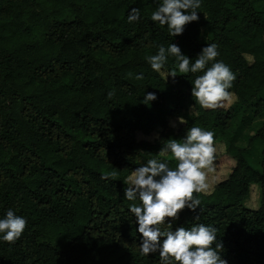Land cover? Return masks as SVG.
I'll use <instances>...</instances> for the list:
<instances>
[{"label": "trees", "instance_id": "obj_1", "mask_svg": "<svg viewBox=\"0 0 264 264\" xmlns=\"http://www.w3.org/2000/svg\"><path fill=\"white\" fill-rule=\"evenodd\" d=\"M156 2L0 0V217L11 208L27 221L19 239L0 240V264H159L139 254L128 211L139 201L123 198V181L150 158L166 160L162 145L192 126L213 131L214 145L222 139L235 166L212 192L193 193L195 212L159 227L213 225L228 264H264V124L238 146L236 122L252 129V119L195 103L197 74L168 76L174 57L159 72L145 61L171 41L190 58L215 42L216 59L236 75L228 90L236 105L263 116L264 0H202L199 21L175 37L151 21ZM131 7L141 18L129 23ZM145 91L157 96L148 106ZM185 96L193 117L166 105ZM171 120L183 122L174 130ZM221 164L214 155L213 167ZM253 184L262 189L259 210L245 206Z\"/></svg>", "mask_w": 264, "mask_h": 264}, {"label": "clouds", "instance_id": "obj_2", "mask_svg": "<svg viewBox=\"0 0 264 264\" xmlns=\"http://www.w3.org/2000/svg\"><path fill=\"white\" fill-rule=\"evenodd\" d=\"M202 0H157L150 19L167 27L170 36L183 34L186 25L199 21L197 9ZM141 18L139 8L128 10L129 23ZM215 42L206 43L194 56L182 53L178 44L170 42L167 47L157 46L154 54L145 56V61L155 72H159L169 57H174L176 69L168 76L175 78L176 71L182 74H197L190 81V95L204 109H215L229 99L233 70L218 57ZM131 75V74H130ZM135 79H143L136 73ZM111 95V93H109ZM157 99L155 92H144L142 102L146 106ZM216 148L214 132L200 126L187 128L179 138H169L159 149L161 155L170 154L175 166L167 160L150 158L132 169L123 181V198L131 203L128 211L135 217L136 231L140 234L138 250L141 256L149 253L159 256V264H228L219 249L217 229L205 223H193L161 230L159 225H172L179 219V212L187 208L195 212L200 200L193 193L209 189L207 172L212 171ZM207 170V171H206ZM166 218H171L166 220ZM199 219V215L193 217ZM26 219L13 209H6L0 217V240L14 242L19 239L26 226Z\"/></svg>", "mask_w": 264, "mask_h": 264}, {"label": "rangeland", "instance_id": "obj_3", "mask_svg": "<svg viewBox=\"0 0 264 264\" xmlns=\"http://www.w3.org/2000/svg\"><path fill=\"white\" fill-rule=\"evenodd\" d=\"M174 103H179L183 106L184 112L186 116L193 117L194 116V110L191 106V101L187 96L185 98H182L180 100L177 99H168L166 101V105H173ZM228 110H230L233 114L237 115L238 118L241 116L248 117L252 119V129H246L238 120L236 122L235 127V137L234 140L236 144L240 147H246V138L250 135H253L255 133L256 128H260L262 124H264V115L256 117L254 115V109L253 107L246 108L243 111H240L239 107L236 105V97L231 94L230 98L222 102ZM183 122L182 120H171L170 122V128L177 130L180 126V123ZM168 131H166L167 133ZM161 134L156 133L150 137L143 136L141 134L138 135L139 141H151L153 142L156 138H159ZM216 151L214 155L217 159L222 163L219 167H213L212 165V171L207 172V182L209 183V189L205 193L212 192L215 185L218 184L219 181L226 179L232 170V168L235 166L234 160L230 159L226 155V148L225 144L222 139H220L215 145ZM160 157L166 160H172V157L170 154L161 155ZM207 171V170H206ZM245 206L252 210H259L262 206V189L260 184H253L250 187V193L245 201Z\"/></svg>", "mask_w": 264, "mask_h": 264}]
</instances>
